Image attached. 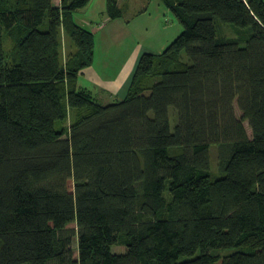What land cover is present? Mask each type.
<instances>
[{
    "label": "trees",
    "instance_id": "16d2710c",
    "mask_svg": "<svg viewBox=\"0 0 264 264\" xmlns=\"http://www.w3.org/2000/svg\"><path fill=\"white\" fill-rule=\"evenodd\" d=\"M161 1L182 31L102 103L89 0H0V264H264V0Z\"/></svg>",
    "mask_w": 264,
    "mask_h": 264
},
{
    "label": "rangeland",
    "instance_id": "374dc122",
    "mask_svg": "<svg viewBox=\"0 0 264 264\" xmlns=\"http://www.w3.org/2000/svg\"><path fill=\"white\" fill-rule=\"evenodd\" d=\"M55 1L58 2L59 0ZM117 2L118 4L126 5L123 9V17L110 20L107 15V0H89L87 5L75 10L72 14L75 22L93 33L95 56L91 64L92 68L89 71L94 68L99 73L105 72L113 75L120 68L126 66L130 56L139 47L151 48L156 52H160L182 31V24L161 0H117ZM46 25L45 21L41 28H45ZM225 25L223 26V31L231 33L229 25ZM108 39H113L114 41H109ZM9 46L10 41L5 37V49L8 50ZM71 48L69 37L65 34L62 48L64 57L68 56ZM101 66H103V69ZM91 74L88 72L87 75ZM92 80L93 78L90 76L81 78L79 75L77 77L79 83L87 86H92ZM93 93L95 94L96 91L93 90ZM120 96L119 94L118 97ZM118 97H115V99ZM71 116L72 112L69 110L65 125L70 123ZM172 123L173 119H171ZM244 125L248 134H250L248 122L245 121ZM209 151L212 179H215L222 176L224 172L218 168L217 146L212 144ZM69 226L76 229L74 223ZM74 246L76 251V244ZM125 250L126 247L121 244H115L111 247V251L114 253H123ZM234 250V248H228L215 251L221 255H226ZM75 255H77V252H75Z\"/></svg>",
    "mask_w": 264,
    "mask_h": 264
},
{
    "label": "crops",
    "instance_id": "0c3cea01",
    "mask_svg": "<svg viewBox=\"0 0 264 264\" xmlns=\"http://www.w3.org/2000/svg\"><path fill=\"white\" fill-rule=\"evenodd\" d=\"M55 3L59 4L60 0L58 2L55 1ZM120 5L121 4H119V6ZM122 6L126 7L125 4H123ZM64 35H65V33L62 32V48H63ZM108 40L114 41L113 39H108ZM69 45L72 46L71 52H73L75 50V47L73 46V43L71 42L70 39H69ZM166 46L164 47V49L166 48ZM62 51H63V49H62ZM162 51H160V52H162ZM142 52L160 53V52H156V51L152 50L151 48H140L139 47V49L136 50L135 52H133V54L130 56L129 61L126 64V66L123 68H120L113 75L109 74V73H105V72L99 73V72H97V69L95 70L94 68L91 71H89L92 67H91V65L87 66L78 73V76L80 75L81 78H86V76H90L91 78H93L92 82L90 81L92 83V86H87L85 84L79 83V81L76 80L77 87L87 88V89L91 90L92 92L94 90V91H96V93L94 95L99 99V101H101L102 103L110 102L115 97H118L119 94H121V90L123 89V86L127 82L129 76L131 75V72L134 68L136 60ZM94 56H95V53H94ZM94 56H93V60H94ZM101 67L103 69V66H101ZM88 72H90L92 74L87 75ZM93 74H94V76H93Z\"/></svg>",
    "mask_w": 264,
    "mask_h": 264
}]
</instances>
